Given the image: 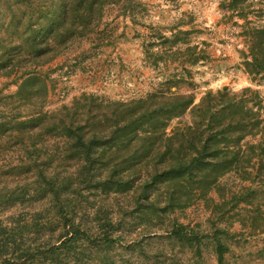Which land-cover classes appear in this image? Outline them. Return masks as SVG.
<instances>
[{"label": "trees", "instance_id": "16d2710c", "mask_svg": "<svg viewBox=\"0 0 264 264\" xmlns=\"http://www.w3.org/2000/svg\"><path fill=\"white\" fill-rule=\"evenodd\" d=\"M121 1L58 0L52 7L38 0H19L36 4L27 30L21 31L24 24L14 13V37L8 41L0 37V72L13 73L16 61L35 66L23 73L21 82L15 80L19 81V90L12 96L28 112L0 120V151L16 147L27 155L12 167L6 166L11 170L1 168L4 186L0 195L20 197L19 188L9 181L18 171L27 169V173L38 177L34 192L43 194L42 201L62 222L57 234L42 237L37 232V242L26 246L16 260L8 252L1 257V264H65L61 260L63 253L75 249L80 242L81 247H95L103 253L116 250L115 231L122 228V218H99L93 226L70 210L76 202L70 197L69 185L82 177L105 192L129 195L136 191V211L141 218L161 217L187 207L194 199L207 200L209 192L220 187V178L230 172L244 181L255 182L259 177L264 183V106L262 96L252 87L241 93L230 92L227 87L209 91L198 103L194 94L164 90L132 101H104L94 94H83L72 106L46 109L42 100L49 93V81L37 66L56 57L74 37L94 30L104 7ZM225 1L230 10H239L249 0ZM0 4L12 9L11 0ZM191 34V30L174 28L171 36H161L159 44L174 49L171 56L176 58L187 51L194 56L192 63L205 60L207 56H199L197 47L191 45ZM250 56L245 68L255 81L256 76H264V26L252 30ZM186 113H190L191 121L178 122L171 128L173 121ZM36 153L45 154L44 160L34 157ZM57 167L68 170L61 175ZM13 171H17L14 177ZM79 186L82 189L80 182ZM259 188L260 184L256 188L247 185L217 207L227 203L235 207L254 205L250 198ZM26 192L24 202L36 199L30 190ZM238 213L235 219L243 226L249 220L252 224L258 220L257 215ZM180 232L190 243L198 239L186 228ZM228 251L226 244L216 239L218 264H226Z\"/></svg>", "mask_w": 264, "mask_h": 264}, {"label": "rangeland", "instance_id": "374dc122", "mask_svg": "<svg viewBox=\"0 0 264 264\" xmlns=\"http://www.w3.org/2000/svg\"><path fill=\"white\" fill-rule=\"evenodd\" d=\"M38 1L55 7L58 0ZM11 2L12 9L0 4V37L6 41L15 34L12 32L17 21L12 22L14 13L24 24L21 31L27 30L36 6L19 0ZM262 26L264 0H249L239 10H230L225 0H122L107 4L94 30L74 37L56 57L37 66L50 86L42 102L47 110L55 111L72 106L83 94H94L104 101H132L164 90L194 94L198 103L209 91L227 87L230 92L241 93L252 87L262 96L264 106V76H256L252 81L245 68L246 60L251 59L252 30ZM174 28L191 30V45L197 47L199 56L207 58L192 63L194 56L187 51L177 58L171 56L174 49L159 43L161 36H171ZM16 65L11 74L0 72V120L28 112L12 96L19 90L23 73L35 66L25 61H16ZM15 80L19 81L15 83ZM190 121L191 115L186 113L174 120L171 128L178 122ZM5 149L0 151V170H11L6 166L12 167L27 157L16 147ZM44 155L36 153L34 157L44 160ZM62 167L56 169L61 175L68 170ZM15 172H11L13 177ZM3 178L0 189L4 186ZM37 179L27 169L20 170L9 181L19 188L20 197L0 195V264L1 257L8 252L16 260L15 256L26 246L37 242V232L43 237L62 229L52 207L42 201L43 194L34 192ZM259 184L261 188L250 198L254 205L235 207L227 203L217 207L247 185L256 188ZM69 186L70 197L76 202L70 210L76 211L78 218L91 221L94 226L99 218L120 217L123 225L115 231L116 250L103 253L95 247H81L80 242L75 249L63 253L61 260L65 264H218L216 239L229 248L226 264H264V183L259 177L255 182L244 181L237 173L230 172L220 178V187L212 189L207 200L194 199L187 207L161 217L142 218L136 211V191L129 195L105 192L92 186L85 177ZM27 190L36 199L24 202L22 198L28 194ZM238 212L257 215L258 220L254 224L249 220L243 226L235 219ZM181 228L198 239L190 243L180 232ZM97 231H93L94 237Z\"/></svg>", "mask_w": 264, "mask_h": 264}, {"label": "crops", "instance_id": "0c3cea01", "mask_svg": "<svg viewBox=\"0 0 264 264\" xmlns=\"http://www.w3.org/2000/svg\"><path fill=\"white\" fill-rule=\"evenodd\" d=\"M246 79H248L247 77H246ZM247 83V82H246Z\"/></svg>", "mask_w": 264, "mask_h": 264}]
</instances>
